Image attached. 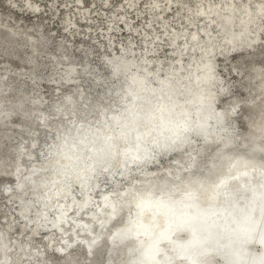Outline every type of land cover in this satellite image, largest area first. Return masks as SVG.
Instances as JSON below:
<instances>
[{
	"label": "bare ground",
	"instance_id": "bare-ground-1",
	"mask_svg": "<svg viewBox=\"0 0 264 264\" xmlns=\"http://www.w3.org/2000/svg\"><path fill=\"white\" fill-rule=\"evenodd\" d=\"M7 1H11L12 4L14 3L12 0ZM22 1L24 4L26 3V0ZM83 1L84 0H74V2ZM100 1L102 2V7L111 4L110 0ZM204 2L205 5H207L208 0H204ZM227 2L231 3V0H227ZM138 3V0H121L119 6L124 9V11H121L119 14H122L123 17L118 19L119 21H115L114 19L110 20L111 23L116 22L117 25L119 22L123 21L124 24H121V27L124 29L127 28V31L130 32L127 34L129 38L143 34L141 30H139V25L130 27L131 22L125 19L126 14L130 12V10H138ZM196 3L197 0H153L146 6L145 11L150 15L146 17L148 19L146 24L149 25L151 29L147 31L144 26V30L147 31V33L142 40L144 42L143 44H146V53H143L141 57L145 63H136L138 55L131 54L127 56L129 52L134 53V50H136V48L131 45L132 42H134L133 40H131L130 44V49L132 51H128V46L124 44L121 45V51H119L117 55H122L124 59L123 66L128 73L127 79L131 86H134L133 88H135L137 94L134 95L131 101H129L130 99L128 100L129 102L125 107L126 111L124 114L122 113L123 116L116 117V120L119 121V125L116 120L112 121V119L110 120L108 117L110 111L114 112L119 108L123 109L119 107L122 99L121 87L118 85L113 92L108 93V96H113L114 98H111L110 101L107 102L105 99H101L98 94L93 93L96 91V88H92L91 91L83 89V84H76L75 82L81 77L79 74L83 69L88 70L93 68V65L90 64V60L85 63L84 58H82V62L84 63H81L78 57L71 53L63 52L65 53L63 56L67 57L70 62L68 63V68L65 69L67 76L63 78L64 82H62V84L69 83V85L76 90L81 88V90H78L77 94L72 90L63 97L62 101L66 108L63 114L67 116L71 112L79 113V109H81L77 99L73 98L71 101H67L65 97L73 95H78L79 97L86 96L88 101L91 102V107L87 110L84 109L82 114L79 113V117L72 116L71 120L66 122L68 133H64L60 129L57 130L59 126L53 127V123L55 122L51 124V128H55V131H53L54 147L48 143L44 152L50 154L52 151L56 150L58 153H56L57 155L55 156H50L46 162L42 163V166L34 165L37 161L38 152L40 151L39 130L42 128L47 132H49V130L41 125L40 118L41 116H47L48 112L55 108L59 102H54L46 106L43 99L44 96H42V94L37 95L36 92L37 87L44 80L55 83L60 82L53 74L52 76L45 77L43 72L50 68V71L55 73L63 64V61L55 57L48 61L51 63V65H49L47 61L45 62L40 59L41 46H46L48 41L43 38L41 39L39 35H33L31 32L24 29L22 25H13L6 21H2L0 18V56L5 58L3 61L5 64V72L0 74V176L3 178H11L17 186V189H15L17 193L15 194L14 192L11 194L10 200L12 201V196L19 197L20 201L17 202H19L20 208L22 209V217L24 219L22 224L24 227L27 224L26 218L29 217V207L31 205V201L25 197L27 196L25 194L30 193L33 195L30 188H36L35 197L33 195L32 199L36 198L41 202L40 216L46 217V220L42 219L41 222L44 221L47 226L54 227V229L48 230L45 236L49 250L62 256L64 253L60 251L61 249H64L65 252L74 251L75 247H73V245L76 242H80V247L84 249L89 260L86 264H100L102 260L105 261V264H149L145 253L151 242L150 237L144 233V229L140 228L138 224L149 223L152 219V214L150 211L146 212L138 221V210L136 208L137 197L151 193L157 198L177 201L181 199L184 182L181 179H177L175 176L157 175L154 172L136 173V179L132 181L126 192L122 193L119 199L114 195V191L118 190L117 188L112 189V191H106L102 196L98 197L96 193H98L100 189L99 176L104 175L99 169L102 167H111L115 170L116 168L122 167L121 152H123L125 148H134L136 145L133 137H130L127 143L118 139L120 126L130 122L133 118H136L139 126L144 128L146 124L145 118L148 116L155 117L154 120L148 123L150 127L156 126L162 115L165 119L170 118L173 120L183 119L185 115H190L193 120H195L198 115L200 117L205 116L208 107H206V109L203 108V111L199 113L201 109L199 103L205 104L210 94L209 91H215V89L211 88V83L208 82V84H206L207 82L205 83L203 79L206 73L205 65H215L218 71V56L226 61L232 54L242 52L244 55L235 65V68L239 66L241 71H243L246 63L245 58L252 56L250 61L253 62V66L246 75L242 76V80L244 81L243 90L246 97L242 100L234 99L238 102L237 111L230 119L236 129V114L243 106L255 114L256 119L249 122L248 131L246 133L239 137L229 138L220 145V147L224 149V154L232 156V159L218 162L217 167L211 172L206 171L203 173V178L205 179L206 187H208L222 177H229V183L225 191L232 194L237 204V216L240 215L241 209L248 210L247 206L253 198H255L254 207L257 216H259L261 208H264V151L260 150L264 147V71H262L264 70V65L258 62V60L263 58L264 51L260 55H257L256 50L260 46V41L257 39L255 42H252L249 37L242 36L238 28L234 30L235 35H233L232 32L222 37L214 35L212 40L214 46H209L205 50L204 40L197 41L192 39V35L196 33L197 21L204 23V20L198 19L195 16H192L190 20L189 16L191 14L188 13L187 9L184 7L185 4L189 7H194ZM216 3H225V0H216ZM31 4L32 6L28 7V10H31V13H33V15L35 14V17H39V15L42 14L41 9L43 3H41L40 0H31ZM62 5L65 4L62 3ZM153 5H155V7H153ZM74 6L81 9L79 5ZM66 7H69V4H66ZM127 7L129 8L128 10H126ZM59 8L58 6L57 9ZM175 8V12L177 13L183 9L186 11L183 15L185 20L181 24H186V22L187 24L182 31L180 27H177L178 25H171V22L169 20L170 23L167 21L168 15L171 14L170 11H174ZM216 10L215 8L213 9L214 12ZM145 11L140 10L137 14H143ZM80 13H82V11H80ZM87 13H89V11H85L81 19L84 17L87 19ZM136 16H134L133 19H136ZM157 19L161 24L160 28H163V30L160 31L163 34H167L168 40H170L169 45H171L172 48L168 50H172L174 55L171 56V71L167 72L171 76L168 75L169 77L166 78L163 73L159 75L156 74L155 76H158L159 82L157 83V87L153 85V87H151V83L154 82H151L154 77H151V74L155 69H158L156 67H159V65L156 63L153 65L150 61L152 62V60H154L153 58L159 57L156 53L158 52L159 42H157V40L162 39V36H158V33L155 35L151 34L153 28L154 32L156 30L153 21H157ZM66 20L67 24L64 26V29L69 32L73 29L71 27L73 23L75 24L77 21L73 22L72 17L69 19L66 18ZM179 20H181V17L177 19L178 22ZM170 26L172 29L174 28V30L170 29ZM190 26H192L191 32H186L185 29H190ZM112 28L115 27L110 24L107 30ZM201 30H203V25L201 26ZM136 33H138L137 36L135 35ZM190 33L192 35H190ZM113 34L114 33L111 34L109 32L104 33V37L109 38L110 47H113ZM165 40L163 42H166ZM246 52L248 54H246ZM80 54L83 57V54ZM185 56H188V61H185ZM11 61L26 64V67L30 68L28 75L29 82L26 81L30 84V89L26 88V84L17 81L19 79L23 80V78H21L23 76L22 72H19L21 77H17L16 81L12 79L10 69L7 65ZM79 66H81V68H79ZM113 66H115V64ZM241 71H239V74ZM198 76H200L201 79H198ZM94 81L97 84H102L104 77L96 75ZM230 87L232 89L231 85ZM58 89H60V87H58ZM4 92L5 94L9 93L10 100L4 96ZM138 93L149 97L151 103H141L137 98ZM96 95H98V97H96ZM93 106L94 108H92ZM162 109L163 111H161ZM220 110L221 109L217 107V111ZM88 112H93L94 114L89 116ZM57 115H59V113H57ZM83 116L88 118V120L87 122L85 121L86 123H84V125H81L83 121L80 117ZM14 117H18L22 122L10 126L11 122H13L12 118ZM99 119L106 120V123H104L103 126L101 125V128L97 127ZM30 124L36 126L33 127ZM85 126L87 128L86 130L84 129ZM19 136L27 140L25 141L27 144H19V147H10L9 143L11 140ZM108 136H112L114 142L118 144L119 147L117 150H113L111 155L107 157L101 153L90 151L93 148H101L104 145V139ZM85 155H92L95 157V173L89 171L87 165L83 162L82 158ZM78 157L80 159H78ZM28 163L30 165H28ZM231 164H235L236 167L229 173L228 168ZM46 168H50V172H48ZM33 173H35V175ZM37 176L42 177L43 180L36 179ZM33 181H35V184L32 183ZM110 181L114 187L118 184L111 179ZM41 188H43V191L39 194ZM74 188L82 194L81 198L75 195ZM210 196L211 189L209 188L207 192L201 195L200 200L197 202V207L185 209V211L208 213L209 216L206 223L203 225L204 229H206L205 234H207V232L222 234L225 237L222 242L227 243L228 240L225 229L235 228L236 225L231 224L230 218L227 221L225 220L226 213L224 212V208L228 207V205L225 204L224 196H220L216 200H212ZM112 203H115L117 206L115 215L112 214ZM51 211H54L57 216L52 221V224H48L47 222L50 220L49 215ZM70 213L76 215L87 214L88 217L85 219L81 216V218H75L74 221H71V218L69 219ZM212 213H216V215L213 216L211 215ZM112 216H115V218H111ZM117 217L119 218L118 220ZM35 219L37 220L38 217L35 216ZM154 219L155 222L161 226L165 223L163 216H156ZM11 220L9 219L4 228L0 229V258L5 257L4 248L6 247L4 246L9 244V236L13 230V222ZM23 229L25 230L26 228ZM32 229L33 231L29 233L28 239H32L33 237L36 238L38 234H40V225L34 223ZM22 232L23 230L21 229L20 233ZM55 233L62 235L65 244L56 243L54 239ZM116 233H120L121 235L115 236L114 234ZM177 239H187V234L180 233ZM121 250H123V257H121L119 253ZM240 253H245L246 258L264 254V245L260 244L258 241L253 242L240 249ZM171 256H174V253L169 246L167 244H162L160 251L156 253V258L151 264H167ZM217 259L219 260V264H223L222 258ZM56 264H63V261L56 262Z\"/></svg>",
	"mask_w": 264,
	"mask_h": 264
},
{
	"label": "snow or ice",
	"instance_id": "snow-or-ice-1",
	"mask_svg": "<svg viewBox=\"0 0 264 264\" xmlns=\"http://www.w3.org/2000/svg\"><path fill=\"white\" fill-rule=\"evenodd\" d=\"M15 6V5H13ZM22 7H31V0H26ZM155 7V5H153ZM188 13L198 19H203V30L197 24L196 33L192 35L193 40H204L205 50L212 44L213 36H226L229 32L235 35V29H239L242 36H247L252 42L257 39L264 45V0H231L228 3H216V0H208L205 5L204 0H197L194 7L184 5ZM217 9L215 12L213 9ZM206 37V39H205ZM228 74L233 71L239 72V66L235 69L225 65ZM206 73L203 79L211 83V88L215 91H209L208 111L203 117L199 115L192 119L190 115H185L183 119L173 120L165 119L163 115L159 123L154 126H148V123L155 119L153 116L146 117V124L141 128L136 118L120 126L118 139L127 143L130 137L135 140L134 148H125L121 152L122 167L113 170L111 167H102L99 169L105 176V183L111 179L118 183L120 188L114 191L117 199L125 193L128 186L136 179L133 173L154 172L157 175L175 176L184 182V188L181 192V199L177 201L164 200L154 197L151 193L137 197V219L146 212H151L152 219L147 224H138L144 229V233L150 237V244L145 253L149 264L156 258V253L161 249L162 244H167L174 256L169 257L167 264H219L217 258L223 259V264H264V254L254 255L245 258L243 261L240 255V249L253 242H259L264 245V208H261L259 216L255 214V198L247 206L248 210L241 209L240 215H236L237 204L231 193L225 191L229 183V177L225 176L218 179L215 183L206 187L203 173L211 172L223 160H231L232 156L225 155L224 149L220 147L225 140L232 137H239L235 126L230 119L237 111L238 102L233 99L235 95L230 87L228 75L223 70L217 71L215 65H205ZM264 71V70H262ZM198 79H201L198 76ZM77 99L79 106L87 110L91 107V102L87 97L73 95L65 97V100L71 101ZM217 107L221 110L217 111ZM65 104L60 101L55 108L48 112L47 116H41L40 123L51 132V124L55 122L58 126H64L71 120L72 116H78L79 113L71 112L67 116ZM163 111V109L161 110ZM59 113V115H57ZM86 119V117H80ZM116 120V118H113ZM119 125V121L116 120ZM59 130V128L57 129ZM166 133V134H165ZM47 135L44 143H47ZM118 144L114 142L112 136L104 139V145L99 149H91L95 153H101L105 157L111 155L113 150L118 149ZM264 151V147L260 149ZM78 159H80L78 157ZM83 162L87 169L93 173L96 172L95 157L85 155ZM236 165H229L228 171L231 173ZM35 175V173H33ZM35 184V181L32 182ZM211 189L212 200L224 196V208L226 213L225 220L229 218L235 228L225 229L227 233V243H223L225 238L222 234L207 232L203 225L209 216L203 212H188L185 209L197 207V202L201 195ZM30 191L34 197L36 188L31 187ZM46 195V194H45ZM231 201V203H230ZM31 204L35 207L38 219L35 224L40 225V220H46V217L40 216L41 202L33 198ZM112 214L117 212L115 203L111 205ZM32 213V208H29ZM12 215L15 217V210ZM211 215H216L212 213ZM0 216L7 217V213L0 212ZM156 216H163L165 223L159 225L155 222ZM17 220L18 217H15ZM29 219L32 218L30 215ZM119 218L117 217V220ZM6 223V220L5 222ZM2 226V225H0ZM19 240L10 239L13 246L9 249L4 258H0V264H56L50 260L47 255L46 247L44 255L41 256L39 243L35 242V237L28 239V235L33 231L28 227ZM38 231V227H37ZM19 232V228H17ZM186 233L187 239H177L178 234ZM121 235L120 233L114 234ZM15 233H10L13 238ZM60 257L63 264H81L78 258H75L73 251L65 252ZM100 264H105L101 261Z\"/></svg>",
	"mask_w": 264,
	"mask_h": 264
},
{
	"label": "rangeland",
	"instance_id": "rangeland-1",
	"mask_svg": "<svg viewBox=\"0 0 264 264\" xmlns=\"http://www.w3.org/2000/svg\"><path fill=\"white\" fill-rule=\"evenodd\" d=\"M12 1H14L13 4L11 1L9 2L7 0L6 1L0 0V18L2 19V21H6L7 23H10L13 25H18V26L22 25L24 29L28 30L33 35H35V36L39 35L41 37V39L43 38V39L47 40L48 44H46V46L45 45L41 46V53L39 56V58L42 59L43 61L48 62L51 59H54L55 57H57L61 61H63V64L60 66V68L55 73L50 71V68H49V70L47 69L43 72V75L45 77L52 76V74H53L54 77L58 78L60 82L55 83V82H50V81L44 80L37 87L36 93H37V95L42 94V96H44L43 99L45 101L46 106H49L54 102L62 101L63 97L72 90H74L75 94L78 93V90H81V88H78V90L74 89V87L70 86L69 83L68 84H62V82H64L63 78L65 76H67L65 73L66 72L65 69L68 68V63L70 62L67 57L63 56V54L71 53L74 56L78 57V60L81 61V63H84V62H82V58H84L85 63H86V61L90 60V64L93 65V66L91 65L93 68H90L88 70L83 69V71L79 74L81 77L78 78V80L75 82L76 84L77 83L83 84V89L91 91L92 88H96V91H94L93 93L98 94L99 97H101V99H105L107 102V101H110L111 98H114L113 96H108V93L113 92V90L118 85L121 87V92H122L121 98L122 99H121L120 105H122V106L119 105V107H122L123 109L119 108L116 110L117 112L116 111H114V112L110 111L108 118L110 120L112 119V121H115L113 119L114 117L115 118L116 117H122L124 112L126 111L125 107L127 106L128 102L131 101V99H133L134 95L137 93L135 92V88H133L134 86L132 87L130 82L127 79L128 73L125 71V68L123 66L124 65L123 57H122V55H117V53L119 51H121V45L122 44L129 47L128 51L129 50L132 51L130 49L131 48L130 44H131V40H133L134 42H132L131 45L133 47H135L136 50H134V53L129 52V54L127 56H130L131 54L138 55L139 59L136 58V63H138V64L145 63L144 60L142 59L141 55L143 53H146V50H145L146 44H143L144 42L142 39L145 36V34L147 33V31L149 29H151L150 26L146 24V21H148V19L146 17L149 14H148V12L145 11V9H146V6L149 5V3L152 2L153 0H138L139 1L138 5H137L138 10L137 11L130 10V12H128L126 14L125 19L129 20L131 22L130 27L139 25L138 26L139 30H141V32L143 33L142 35H138V33H136L135 35L136 36L138 35L137 37H130V38L127 35L128 33H130L129 31H127V28L124 29L121 27V24H124L123 21L119 22L118 25L116 24V22H113V23L110 22V20H112V19H114L115 21H119L118 19L123 17L122 14H119L121 11H124V9L120 8V6H119L121 4V0H110L111 4L109 6H103V7L101 5L102 2L100 0H84L83 2H74V0H40V2L43 3V5H42V9H41L42 14L39 15V17H35L34 16L35 14L33 15V13H31V10H28V7H22L21 5L24 4V2L22 0H12ZM93 2H94V4H93ZM253 2H255V0H253ZM62 3H64L65 5H62ZM66 4H69V7H66ZM13 5H15V6H13ZM74 5L81 6V9H79L78 7H75ZM58 6L60 7L59 9H57ZM83 7H86V8H83ZM128 9L129 8L127 7L126 10H128ZM140 10H144L145 12L143 14L138 15L137 12ZM175 10H176V8L174 9V11H170L171 14L168 15L167 21L169 20L171 23L169 21L168 22L171 25H173V24L174 25L176 24L175 26L178 25L177 27H180L181 31H182V29L187 24V22H186V24H181L185 20V17L183 15L186 11L183 9L177 13V12H175ZM80 11H82V13H80ZM85 11H89V13L86 14L87 19L85 17L81 19V16H84L83 13ZM91 12H92V14H91ZM54 13H56V14H54ZM70 16L72 17L73 22L74 21L75 22L77 21V22L75 24L73 23V25L71 26L73 29L71 31L67 32V30L64 29V26L67 24L66 18L69 19V18H71ZM134 16H136V19H133ZM179 17H181V20H179V22H178L177 19ZM175 19H176V23H175ZM38 23H39V25H38ZM197 23L200 26H202L204 24L203 22H199V21H197ZM35 24H36V26H35ZM110 24H111V26H114L115 28L107 30V28L109 27ZM153 25L156 26V30L154 32V28L152 27L153 31L151 32V34L155 35L156 33H158V36H162L161 40H157V42L158 41L159 42H158V50H157L158 52H156V53L159 57L153 58L154 60H152V62L150 61V63L153 65L155 63L158 64L159 67L161 65L160 68L156 67L158 69H155L151 74V77L154 76L151 80V82L154 81L153 83H151V87H153V86L157 87V83L159 82V78H158V76H155L156 74L159 75V74L163 73L166 76V78L171 76L167 72L171 71L170 70V64H172L171 56L174 55V53L172 52V50L171 51L168 50L169 48H172V46L169 45L170 40H168L169 38H168L167 34H163L161 32L163 30V28H160L161 24L158 22V19H157V21H153ZM144 26L147 29V31L144 30ZM169 28L172 29L171 26ZM191 28H192V26H190V29H185V31L191 32ZM69 30H70V28H69ZM172 30H174V28ZM108 32L111 34L114 33L112 36L113 47H110V45H109V41H108L109 38L104 37V33H108ZM165 39H167L168 41ZM164 40L166 42H163ZM259 43H260V46L256 50L257 55H260L264 51V45H262L261 42H259ZM116 47H117V49H116ZM63 52H65V53H63ZM80 53L83 54V57L81 56ZM246 54H248V53L246 52ZM243 55L244 54L242 52L234 53L226 61L223 60L222 58H220V56H218V58H217L218 71L223 70V72L226 75H228V80L230 82V85L232 86V91L235 94L233 96V99H239V100H242L246 97V94L243 90L244 81L242 80V76L246 75L250 71L251 67L253 66V62L250 61V59H252V56H248L247 58H245L246 63L244 65L243 71H241L239 69V71H241L240 74H239V72H236V71H233L231 74H228V71H227V68L225 67V65H228L229 67H232L235 69V65L237 64V62L240 60V58ZM118 56H119V58H118ZM262 57L263 58L261 60H258V62L260 64L264 65V55ZM116 58H118V59H116ZM185 58H186L185 61H188V59H189L188 56H185ZM4 60H5V58L0 56V74L5 72V69H4L5 64L3 63ZM48 63H49V65H51L50 62H48ZM9 64H10V66H9ZM114 64H115V66H113ZM7 65L10 69V74L12 76V79L14 81H16L17 77H21L19 72H22L23 76L21 78H23V80L19 79L17 81L21 82L22 84H26V88L30 89V84L28 83L29 82L28 75L30 72V68L26 67V64H21L19 62H15V61H11ZM115 67H116V69H115ZM79 68H81V66H79ZM118 68H120L121 70ZM140 70H141V68H140ZM157 71H158V73H157ZM96 75H101L102 77H104V81L102 82V84H97L94 81L96 79ZM26 81H28V82H26ZM58 87H60V89H58ZM3 94L8 100H10L9 93L5 94V92H4ZM98 95H96V97H98ZM131 96H132V98H131ZM137 98L141 101V103H148V104L151 103L149 100L150 98L145 96V95H140L138 93ZM145 99L146 100L148 99V100L146 101ZM28 103H29V100H28ZM124 104H126V105H124ZM140 104H139V106H140ZM92 108H94V106ZM79 110L78 111L81 114H82V111H84V109H82V108ZM93 114H94L93 112H88L89 116H91ZM113 115H114V117H113ZM83 117H85V116H83ZM111 117H113V118H111ZM255 119H256V115L253 114L252 112H250V110L248 108H246L244 106L240 108L239 112L236 114V122H237L236 125L237 126L235 129L236 132L240 134L239 136L243 135L244 133H246L248 131L249 122L254 121ZM87 120H88V118H86V119L82 118L83 122H81L82 123L81 125H84V123H86ZM103 120H104V122H103ZM12 121L13 122H11L10 126H12V124L17 125L18 123L22 122V120H20L18 117L12 118ZM104 123H106L105 119H99L98 123H97V127L101 128L104 125ZM30 125L33 127L36 126L33 124H30ZM53 127H58V125L56 123H53ZM58 128L62 132L68 133L66 123L64 126H62V127L59 126ZM54 129L55 128H51V132L50 131L48 132V135H47L48 142L47 143H44L47 131L44 130L43 128L39 130V136H40L39 148H40V151L38 152L37 161H36V163H34L35 166H42V163L46 162L50 158V156L57 155L56 153H58V152L56 150L52 151L50 154L44 152V149L48 143H50V145L54 147V140H53L54 139L53 131H55ZM84 129L85 130L87 129L86 126ZM25 141H27V140H25L21 136H19L18 138H14L13 140H11V142L9 143V146L10 147H12V146L13 147H19L22 144H27V142H25ZM43 159H44V161H43ZM28 165H30V164L28 163ZM46 169L48 170V172H50V170H49L50 168H46ZM133 175L135 176L136 173H133ZM99 178H100V189H99V192L96 193V196H98V197L102 196V194L106 191H109V190L112 191V189H114V188H117V189L120 188L119 184H116L114 187V185H112V182L110 180L108 181V183H105V176L104 175H100ZM36 179L43 180L42 177H38V176L36 177ZM15 189H17V186L11 178H3L0 176V212L7 213V217L0 216V225H2V226H0V229L4 228L5 224L7 223V221L9 219L10 220L12 219L11 220L13 222L12 233H15V236H13V238H11L9 236V238L13 239V240H17V239L19 240L20 238H22V234L27 230V228H26V226L24 227L22 224L24 219L22 217V209L20 208V204H19V202H17V201H20L19 197L18 196H15V197L12 196V201L10 200V196H11V194H13L15 192ZM74 190H75V195H77L79 198H81L82 194L76 188H74ZM42 191H43V188H41L39 190V194ZM16 193L17 192H15V194ZM25 195L28 196V197L27 196H25V197L28 198L30 201L32 200V196H33L32 194L26 193ZM30 207L32 208V213H29V216L31 215L32 218L31 219H28V217L26 218V222H27L26 225L28 227L32 228L33 224L36 222V219H35L36 215H33L36 212V209L34 208V206L32 204L30 205ZM13 210H15V217L19 218L18 220L12 215ZM56 216H57L56 213L54 211H51V213L49 215L50 220L47 223L52 224V221L55 219ZM81 216H83L85 219L88 217L87 214H83V215L71 214L69 216V219L71 218L70 220L74 221L75 218H81ZM5 220H6V223H4ZM41 220H40V234H38V236L35 238V242L39 243V247L42 251L41 256L44 255L45 246H47L46 251H47L48 258L50 260L55 261V262H59V261H61V259H60L61 255L56 254L52 250H49L48 242H46V238H45L48 230H50L52 228L54 229V227L47 226L46 223L44 221L41 222ZM17 228H19V232H17ZM23 228H26V229L24 230ZM21 229L23 230L22 233H20ZM10 239H9V244H7L8 246L7 245L4 246V247H6V248H4V254L5 255L8 253L9 249L13 246V245H11L12 243H10ZM54 239H55L56 243H58V244L59 243L65 244V241L62 239V235H60L58 233H55ZM73 247H75L74 251H73L75 254V257L81 261V264L88 263L89 260L87 258V255H86L84 249L82 247H80V242H76L73 245ZM119 253H120V256L123 257V250H121Z\"/></svg>",
	"mask_w": 264,
	"mask_h": 264
},
{
	"label": "water",
	"instance_id": "water-1",
	"mask_svg": "<svg viewBox=\"0 0 264 264\" xmlns=\"http://www.w3.org/2000/svg\"><path fill=\"white\" fill-rule=\"evenodd\" d=\"M206 84H208V82ZM199 105L201 106L200 107L201 109L199 110V113H201V111H203V108L206 109V107H208V99H207V102L205 104L199 103ZM111 218H115V216H112Z\"/></svg>",
	"mask_w": 264,
	"mask_h": 264
},
{
	"label": "clouds",
	"instance_id": "clouds-1",
	"mask_svg": "<svg viewBox=\"0 0 264 264\" xmlns=\"http://www.w3.org/2000/svg\"><path fill=\"white\" fill-rule=\"evenodd\" d=\"M240 255H241V259L243 261L246 258V254L245 253H240Z\"/></svg>",
	"mask_w": 264,
	"mask_h": 264
}]
</instances>
